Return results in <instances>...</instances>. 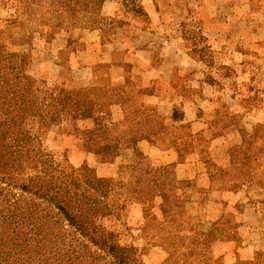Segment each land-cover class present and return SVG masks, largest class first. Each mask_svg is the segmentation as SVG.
I'll list each match as a JSON object with an SVG mask.
<instances>
[{
  "label": "rangeland",
  "instance_id": "obj_1",
  "mask_svg": "<svg viewBox=\"0 0 264 264\" xmlns=\"http://www.w3.org/2000/svg\"><path fill=\"white\" fill-rule=\"evenodd\" d=\"M45 1L47 6H53L52 11H57L54 18L41 19L40 15H32L31 9V17L27 19L26 6L20 3L8 6L0 0V94H18L5 101L30 104L44 118L50 110H46L47 107L59 106L56 100L59 90L65 93L67 85L72 88L81 83L90 87L103 77L99 85L127 90L123 88L118 97L108 98L112 103L109 113L99 123L106 129L118 128L125 133L129 136L125 137L127 143L139 141L142 131H158L168 122L179 124L184 110L190 112L189 123L195 121L194 131L197 135L203 132L206 142L213 139L209 136L210 130L218 131L219 136L228 129L240 132V143L230 145L242 146V140H245V149L233 152L234 158L239 156L232 169L234 180H237L233 191L236 204L229 209L226 206L220 208L224 216L217 221V232L204 235L199 242L196 236L185 232L198 231L201 225L200 220L194 218L195 211L185 207L187 204L180 205V210L168 211L164 223L150 221L145 224L136 214L137 208L147 205L138 198H150L152 194H163L164 198L174 202L180 197L197 198L200 204L195 207L199 211L201 205H206V198H212V189H199L196 182L200 177L195 179L196 174L188 178L177 166L172 177H168L170 173L163 167L157 177L164 186L159 183L147 195L145 183L148 179L144 178L150 168L148 159L138 166L131 164L121 137L118 139L120 159L114 161L108 150L99 155L85 154L84 140L77 137L78 130L84 127L76 124L71 111L61 116L54 114L56 130L62 134H52L53 140L46 142L50 150L76 169L85 168L98 180L115 179L93 182L85 191L92 202L101 200V208L107 206L112 213L109 218H99L96 226L104 232L120 234L116 244L127 248L132 264H155L150 258L152 247L167 245L172 248L168 254L173 256L166 259L165 264H170L178 255L184 259L178 264H188L192 259L191 264H220L210 246L227 235L226 223H231L230 233L243 243L259 225V216L264 215V58L251 56L245 62L237 58L235 64L230 65L227 56V48L248 53L264 50V27L258 25L257 14L264 7V0H227L218 11L216 5H222L224 0ZM150 12L154 13V20ZM215 13L218 20L249 13L254 25L246 27L245 32H242L243 27H234L235 31H230L229 35L236 37V45L230 47L222 41L228 29L210 25ZM216 37L220 42L213 45L211 40ZM182 62L186 63L185 70L176 76ZM62 81L67 83L66 86H61ZM198 99L205 103L211 100L214 104L201 108L196 106ZM152 105L163 106L162 111ZM155 121L157 124L141 123ZM163 134L167 136L163 141H168L169 134L175 133ZM92 139L91 142L97 143L95 137ZM231 140L226 139L224 143ZM196 145L186 140L180 148L183 147L184 153L186 150L190 153ZM93 150H97L96 144H93ZM184 153L177 155L182 159ZM220 159L225 163L227 154L223 152ZM130 167L136 169V180L129 190H122L118 185L129 179ZM213 178L226 182V177ZM188 180L193 182L188 184ZM216 189L218 198H223L219 187ZM176 214L180 217H175ZM182 215H188L187 219L184 220ZM138 222L144 224L140 226ZM258 236L260 239L255 241L264 244V231ZM234 241L227 237L220 244H234ZM221 248L218 254L223 252ZM95 249L92 248V252ZM99 253L104 256V264H114V259L106 258V253ZM258 255V261H264V251ZM158 261L159 258L155 260Z\"/></svg>",
  "mask_w": 264,
  "mask_h": 264
},
{
  "label": "trees",
  "instance_id": "obj_2",
  "mask_svg": "<svg viewBox=\"0 0 264 264\" xmlns=\"http://www.w3.org/2000/svg\"><path fill=\"white\" fill-rule=\"evenodd\" d=\"M4 2L8 6L15 3L26 6L27 19L31 17V9L32 15H40L41 19L54 18L57 13L44 0ZM83 69L85 70L84 67ZM102 80L103 77L94 81L90 87H86L84 83L72 88L67 85L68 91L65 93L59 90L56 96L59 106L47 107L46 110H50L44 118L30 104L5 101L7 97L18 94H0V264H104V256L99 251L106 253V258L114 259V264H132L128 259L127 248L116 244L119 241L117 235L120 234L107 233L96 226L99 218H109L112 213L107 206L101 208V200L92 202L85 191L86 186L93 182H112L115 179L98 180L87 169H76L60 158L57 152L49 149L46 142L53 140L52 134H62L56 130L57 124L52 119L54 114L61 116L67 111L74 113L76 124L84 127L78 130L77 137L84 140L85 154L99 155L108 150L112 152L114 161L120 159L118 139L121 137L122 146L130 154V163L138 166V163L147 159L139 149L141 140L149 139L158 147L173 150L179 155L184 153L180 145L189 140L199 146V158L194 163L195 179H213V176L226 177L225 181L235 179L232 169L239 161V156L234 158L233 152L245 149L244 139L242 146L211 152L212 146L206 142L204 133L197 135L193 129L195 121L189 123L188 118L186 127L162 124L160 130L142 131L139 141L135 139L127 143L125 137L129 136L125 133L118 128L106 129L99 123L109 113L112 103L108 98L118 97L124 88L101 86L99 81ZM66 84L65 81L61 82L62 87ZM141 123L157 124L156 121ZM85 126L91 128L87 129ZM172 131L174 135L169 134ZM162 132L170 135L168 141H163L167 136ZM218 133L210 130L209 136L212 139ZM92 137L97 139V143L91 142ZM202 139L205 140L204 144ZM93 144H96L97 150H93ZM223 152L227 154L225 163L220 159ZM88 164L90 165L89 162ZM115 168L113 162V172ZM130 169L129 179L118 185L122 190H129L136 180V169ZM116 175L114 173V178ZM168 177H172V173ZM192 182L188 180L187 183ZM13 190L19 193L14 194ZM24 194L29 198H24ZM171 203L173 211L185 204L178 201ZM92 248H96L94 252Z\"/></svg>",
  "mask_w": 264,
  "mask_h": 264
},
{
  "label": "crops",
  "instance_id": "obj_3",
  "mask_svg": "<svg viewBox=\"0 0 264 264\" xmlns=\"http://www.w3.org/2000/svg\"><path fill=\"white\" fill-rule=\"evenodd\" d=\"M226 1L227 0H224V2L222 1L223 3L222 5H216V10L218 11L221 7H223ZM250 6H253V3H250ZM233 10L236 11L237 8H234ZM259 12L257 13L259 16L258 25L264 27V7L263 6ZM217 16L218 14L215 13L214 20L211 21L210 25H215L218 27L225 26L228 29L226 31L228 34L227 35L224 34L226 39L225 37H223L222 41L224 44H226V42L227 44L229 43L230 47H234L236 45L235 43L236 37L233 35H229L230 31H235L233 29L234 27H237V26L243 27L244 29L242 30V32H245L246 27H249L250 25H254L252 22H250L252 18H251V14L249 13L248 15L240 16V17L234 14L232 18H229L226 20H218ZM150 17L153 20L155 19L153 12H150ZM234 20H237V21H234ZM237 39H240V37H238ZM211 42L214 45L216 43H219L220 40L218 39V37H216L215 39H212ZM244 43H246L245 40H244ZM227 56L229 58V63L231 65V64H235L234 60H236L237 58L243 62H245L244 60L246 58L250 59L251 56H254L253 58L255 59L257 58L262 59L264 58V50L262 52L250 51L248 53L246 50L237 51L234 49L227 48ZM185 64H186L185 62L181 63V66L178 67L177 69V74H175L176 76L185 70L183 68ZM204 71L206 72L207 70L204 69ZM160 73L164 74L163 72H160ZM213 104L214 103H212L211 100L208 103L202 102L200 101V99L196 100V106H199L201 108L211 107ZM157 105H152V106H155L154 108H157V109L159 108L160 111H162L163 106H157ZM164 106H168V105H164ZM184 113L185 114L183 115V118L179 122V124H173V123L168 122V125H172V127H180V128L186 127L188 124V118H189L190 112L188 110L187 111L184 110ZM226 139H232V140L228 143L227 142L224 143ZM240 140H241V134L239 131L236 132L233 129H230V130L228 129L225 132V134L220 135V136L218 135L210 141V144L212 146L211 152H217L219 149H223V148H230L231 147L230 145H236L240 143ZM216 141L218 142L216 143ZM139 149L142 155L148 159L149 166H150L147 172L146 178H144V180L148 179V181L145 183L142 180V184H141L143 185L145 183L147 190H148L147 195H149V193L151 192L154 186H157L159 183H161L160 179H158L159 177L157 176H158L159 171L162 170L163 167H166L167 173L171 174V173H174V169L177 166H179L182 168L183 174L189 178V177H192V175L194 174L193 173L194 163L199 158V153H198L199 146L198 145H196L195 149L190 153L188 152V150H186V152L184 153V157L182 159H180L177 153L174 152L173 150L160 148L154 143H152V141L149 139H144L140 141ZM107 176L109 175L107 174ZM103 177H106V176H103ZM232 180L226 181L223 183L222 181L218 179H214V178L213 179L199 178L198 181L196 182V186L199 189H202V188L212 189L211 191L212 198H206V202H207L206 205L205 206L201 205L199 211L196 209L198 207V204H200V203H197L199 202L197 198L180 197L177 199L178 202H183L187 204L188 206H185V207H187L188 209H191L192 211L194 210L195 211L194 218H196V220H200L201 225L199 226L200 228L198 229V231L193 230L191 232L190 230H185L186 233H191L194 236H196V238H198V242L201 238H203L204 235L210 236V235H213L215 232H217V226H218L217 221L220 218H223L224 216V212L220 208H223L224 206H226L229 209L230 206H234L236 204V200L235 198H233L235 180L233 181ZM161 185L164 186L162 183ZM216 186L219 187V189L222 191L219 193L223 194V198H218V196L216 195V191H217V189L215 190ZM213 195H215V197ZM138 200L140 202L147 203L145 207H139L136 209V214H137L138 219L141 218V220L145 222V224L150 223V221H156L157 223H160V222L164 223L165 215L168 214V211H172L174 209L171 203L172 201H170L167 198H164L161 194H152L150 198H138ZM179 210H180V207H179ZM251 214H254V213H251ZM175 217H180V215L176 214ZM182 217H184V220H186L188 215H182ZM259 217L258 218L261 220L259 225L253 230L252 235H250L249 238H246V241L243 243H240L239 239L238 238L236 239L235 235H233V233H230L232 231V229L230 228L231 223L229 222L226 223V227H227L226 231H228L227 235H225L219 241L217 242L215 241L211 243L210 250L213 252V255L215 257L213 255L212 256L218 259L220 264H240V263L264 264L263 260L258 261V257H259L258 253L261 251L262 252L264 251V244L263 243L259 244L258 242H256L257 240L255 241V239H260L258 234L261 231H264V221H263L264 215H261ZM143 224L144 223L142 224L139 223L138 225L142 226ZM142 233H143V230L140 229V234ZM227 237H230L232 241L235 240L234 244L228 243L227 245H221L220 242L226 239ZM220 247H222L221 249L223 250V252L221 254H218ZM169 249H172V248L168 245L164 246L163 248L154 246L152 247V255L150 258L154 261L155 264H165L166 259L173 256V254H171L170 252H169L170 254H168V251H170ZM164 250H167V251H164ZM181 250L182 249L180 248L179 252H181ZM179 256L180 255L175 256L170 264H178L180 263L181 260L184 261L183 257L180 256L179 258ZM157 258H159V261L156 263L155 260ZM192 261L191 260L188 261V264H191Z\"/></svg>",
  "mask_w": 264,
  "mask_h": 264
}]
</instances>
